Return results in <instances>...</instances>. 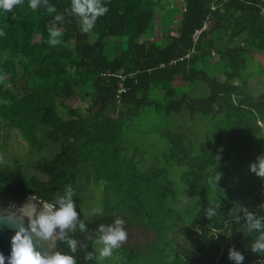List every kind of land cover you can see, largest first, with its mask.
<instances>
[{
  "label": "trees",
  "instance_id": "trees-1",
  "mask_svg": "<svg viewBox=\"0 0 264 264\" xmlns=\"http://www.w3.org/2000/svg\"><path fill=\"white\" fill-rule=\"evenodd\" d=\"M102 2L109 10L86 34L71 0L0 10V201L51 202L71 185L87 226L69 233L77 264H102L98 227L117 218L145 241L121 245L110 264H235L231 248L243 264H264L245 219L264 217V178L249 170L264 155V88L248 83L261 68H250L259 67L255 56L264 57V0H175V33L166 29L159 42L154 13L168 15L171 0ZM53 26L62 33L55 47ZM152 112L170 128L144 168L134 141L155 132L133 121ZM10 128L26 142L23 160L3 158ZM95 191L100 209L87 217ZM57 250L69 252L61 242Z\"/></svg>",
  "mask_w": 264,
  "mask_h": 264
},
{
  "label": "clouds",
  "instance_id": "clouds-1",
  "mask_svg": "<svg viewBox=\"0 0 264 264\" xmlns=\"http://www.w3.org/2000/svg\"><path fill=\"white\" fill-rule=\"evenodd\" d=\"M47 2L48 0H29V7L35 10ZM22 3L23 0H0V10L10 12ZM46 10L49 14L56 12L54 5L48 6ZM108 10L102 0H71V11L80 18L81 31L85 34L95 27L97 19L104 16ZM63 19L61 15L55 16L57 22H63ZM48 32L47 42L50 46L55 47L61 43L62 33L58 28L50 27ZM4 34L0 30V36ZM4 80L5 76L0 75V83ZM249 170L256 176L264 178V155L257 157L256 162L250 164ZM219 179L220 176L216 180ZM73 196L72 186L66 185L63 195L57 193L51 202L34 195L28 197L21 206L14 204L0 206V226H7L15 233L11 239V255L6 258L0 253V264H6V259L7 264H77L73 254L78 250V241L69 233H74L77 227L81 232H86L87 226L79 219ZM207 215L209 217L216 215L215 209L209 208ZM245 219L248 232H259L251 244V251L256 254L264 253V217H256L253 213L247 212ZM98 233L95 242L100 245L98 258L101 261L111 257L113 251L127 240L124 221L120 218L115 219L113 224L99 225ZM38 242L48 243L53 247L57 242H61L68 246L69 252L59 250L41 252L37 250ZM84 258L92 260L96 257L92 252H87ZM229 259L235 261V264H243L245 257L235 248H231Z\"/></svg>",
  "mask_w": 264,
  "mask_h": 264
},
{
  "label": "rangeland",
  "instance_id": "rangeland-1",
  "mask_svg": "<svg viewBox=\"0 0 264 264\" xmlns=\"http://www.w3.org/2000/svg\"><path fill=\"white\" fill-rule=\"evenodd\" d=\"M172 7L169 9L168 15L160 17V14H162V11H156L154 13L153 17V30L154 34L151 36L154 41L159 42L162 33L166 31V29L170 30V32L173 34L175 33L177 21L179 22V17L181 14L180 7L176 4L175 0H171ZM162 20V22H161ZM149 37V38H151ZM258 64L259 67L252 65L251 69H258L260 68V71L256 73L254 77H250L248 79V83L250 84V87L253 88L255 91H259L260 89L264 88V57L256 55L254 58ZM182 85V83H180ZM184 85V84H183ZM83 95V93H82ZM87 97L76 100L74 102L75 107H85L87 105ZM133 124L135 125L134 128H137L140 131H153L152 135L148 136L147 134H141L137 133L136 140L134 141V145L139 147V151L143 158H145V163L143 164L144 168H148L151 159L154 155L160 153V150L162 149L163 141L159 135V132L164 130L165 128L169 127V124L167 123V120L162 117V115L159 113H147L143 117L135 118L133 121ZM4 136H6V144L3 149V158L7 160L8 162L13 161H20L25 158L26 155V142L22 140V138L19 136L18 132L15 129H8L3 132ZM95 195L97 198L93 200V204L95 205L94 209H88L86 211L87 217L91 216L93 213L97 212V210L100 209V199H98L99 191H95ZM125 230L127 232V240L122 244L124 246L133 245L137 241L144 242L145 240L142 238L141 231L138 230L135 227L129 226L124 223ZM146 238V236L144 237ZM141 239V240H140ZM148 240V238H146ZM97 245V243H96ZM99 248L100 245L97 246L98 251V257H99ZM115 258V255L106 258L104 260H100L102 264H110V262L113 261Z\"/></svg>",
  "mask_w": 264,
  "mask_h": 264
},
{
  "label": "water",
  "instance_id": "water-1",
  "mask_svg": "<svg viewBox=\"0 0 264 264\" xmlns=\"http://www.w3.org/2000/svg\"><path fill=\"white\" fill-rule=\"evenodd\" d=\"M26 201V200H25ZM23 201L20 204H16V206H21L25 203ZM1 206V205H0ZM25 224H27V221H25ZM14 231L7 226H0V253H2L6 258L11 255V239L14 236ZM58 243L55 245V247L51 246L48 243H37V250L41 252H53L57 250ZM7 264V259H6Z\"/></svg>",
  "mask_w": 264,
  "mask_h": 264
},
{
  "label": "flooded vegetation",
  "instance_id": "flooded-vegetation-1",
  "mask_svg": "<svg viewBox=\"0 0 264 264\" xmlns=\"http://www.w3.org/2000/svg\"><path fill=\"white\" fill-rule=\"evenodd\" d=\"M0 205L3 206V207H7V206H9L10 204H6L5 202L0 201ZM14 205H16V203H15Z\"/></svg>",
  "mask_w": 264,
  "mask_h": 264
}]
</instances>
